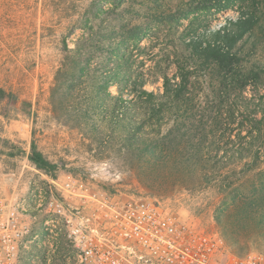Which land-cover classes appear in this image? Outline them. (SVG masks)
Masks as SVG:
<instances>
[{"label": "rangeland", "instance_id": "1", "mask_svg": "<svg viewBox=\"0 0 264 264\" xmlns=\"http://www.w3.org/2000/svg\"><path fill=\"white\" fill-rule=\"evenodd\" d=\"M83 1L95 26L72 33L48 0H0V87L18 99L0 103V198L22 199L52 179L147 194L214 235L222 263L264 254V0H97L95 13ZM225 5L234 9L216 12ZM246 10L256 25L238 45L236 76L192 60L190 38ZM66 45L83 48L89 65L73 89H55ZM178 64L193 73L179 116L138 135L162 145L159 161L142 153L148 142L127 145L117 128L124 118L106 95L122 96L141 119L140 83L161 95L165 76L180 80ZM33 144L56 165L53 176L30 161Z\"/></svg>", "mask_w": 264, "mask_h": 264}, {"label": "built area", "instance_id": "2", "mask_svg": "<svg viewBox=\"0 0 264 264\" xmlns=\"http://www.w3.org/2000/svg\"><path fill=\"white\" fill-rule=\"evenodd\" d=\"M220 253L214 235L147 194L52 179L0 198V264H264V254L222 263Z\"/></svg>", "mask_w": 264, "mask_h": 264}, {"label": "trees", "instance_id": "3", "mask_svg": "<svg viewBox=\"0 0 264 264\" xmlns=\"http://www.w3.org/2000/svg\"><path fill=\"white\" fill-rule=\"evenodd\" d=\"M48 1H50V3H54L56 17L59 16L60 18L61 15L64 16L60 22L57 20L59 22V26L66 23L68 27H70L72 33H75L78 29H83L85 32L93 30L91 27L95 26V21H93L95 18L92 19V15H90V17H86L87 15L84 16L85 14H83V11L85 10V7L83 6V0ZM97 2V0H92L87 5L93 13L97 10L102 11ZM228 9H234V6L225 5L222 8L217 9L216 12ZM255 25V15L248 10L242 11L237 19L229 20L228 25L222 27L220 30L215 32L209 31L206 35L190 38V41L186 43L188 50H190V57L193 58L192 60L196 59L199 66L215 67L219 73L225 77V79L228 77H234L237 72L235 69L239 66V62L241 60L238 52V45L242 42L245 36L254 29ZM64 50L65 55L61 62V68L57 74V85L55 89H64L67 82L68 84L66 87L73 89L77 84L81 83L82 78L86 75V70L89 65V58H86L87 53H85L83 48L79 47L71 51L66 45ZM192 74V71H186L184 66L178 64L176 77H180V80L173 83L168 76H165L164 92L161 95H158L153 91L143 89L144 83H140L137 100L143 102L145 106V111L137 113V115L140 114L141 119H138V117H135L134 115H130V109L127 108L126 105L127 100H125L122 96L115 97L111 93L106 95L114 98L116 111H118L117 114L122 115L124 118L117 119V128H121L126 135L129 136L127 142L129 147H135L148 142L147 149L141 150L142 153H150L155 160L160 161L159 157L160 155L162 157L163 153L161 149H159V145H162L154 139L138 140V135L144 134L149 125L153 126L156 124H163L165 118H170V115H167L168 113H174L179 116V108L184 106L182 98L185 94V90L190 84V78L193 76ZM247 82L248 81H245V85L243 87L246 86ZM108 86L109 81H105V83L100 84L98 88L100 91L102 90V92L105 93L109 90ZM54 93L55 92H53V98ZM3 101H7L8 103H17L18 99L13 92H9L5 88L0 87V103ZM169 135V137L172 136V130L169 132ZM149 148L151 149L149 150ZM29 159L37 166L38 169L53 176L56 165L50 163L43 156V154L37 150L34 144ZM160 164L163 165V163L158 162L157 166H159V168L157 169H159V171H161V168L163 167L160 166ZM228 188L230 189L231 187L226 186L223 188V191H226L225 189ZM236 197H234V203H237V201H241L242 203L244 202V198L239 199Z\"/></svg>", "mask_w": 264, "mask_h": 264}]
</instances>
